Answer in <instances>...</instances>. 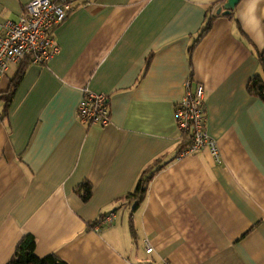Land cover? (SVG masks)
Segmentation results:
<instances>
[{
    "label": "crops",
    "instance_id": "0c3cea01",
    "mask_svg": "<svg viewBox=\"0 0 264 264\" xmlns=\"http://www.w3.org/2000/svg\"><path fill=\"white\" fill-rule=\"evenodd\" d=\"M29 1L0 0V33ZM50 1L71 5L58 53L0 79V97L17 81L0 98V264L25 235L37 257L67 264H264V101L246 89L262 75L264 0H241L201 38L226 0ZM187 79L204 88L217 160L206 148L177 156ZM83 88L107 96V127L77 120ZM156 160L131 211L124 199ZM111 212L113 224L90 229Z\"/></svg>",
    "mask_w": 264,
    "mask_h": 264
},
{
    "label": "built area",
    "instance_id": "2783aa9c",
    "mask_svg": "<svg viewBox=\"0 0 264 264\" xmlns=\"http://www.w3.org/2000/svg\"><path fill=\"white\" fill-rule=\"evenodd\" d=\"M71 10L69 3H56L50 0H31L24 7L16 21H5L0 33V79L10 65L28 60L33 65H46L58 53L54 40L55 30L65 21ZM174 121L179 135L186 134L191 142L180 156L193 155L208 149L215 160L218 150L205 131L206 116L204 88L200 84L192 86L187 79L184 95L174 105ZM75 116L79 123L87 126L107 127L109 125L108 98L87 88L82 89V97L77 105ZM115 221V213L100 216L92 227L97 232ZM147 244V241H144ZM145 252H152L146 245Z\"/></svg>",
    "mask_w": 264,
    "mask_h": 264
},
{
    "label": "trees",
    "instance_id": "16d2710c",
    "mask_svg": "<svg viewBox=\"0 0 264 264\" xmlns=\"http://www.w3.org/2000/svg\"><path fill=\"white\" fill-rule=\"evenodd\" d=\"M231 14L227 15L230 17ZM217 15H211L205 26L201 30L199 38L206 34L212 25L213 20ZM259 66L261 68L262 75H256L252 77L247 85V92L250 95L258 97L260 100L264 101V50L260 53H256ZM23 63L30 62L28 60L23 61ZM17 81H12L11 90L5 96L0 98H5L8 102L11 100L13 95L14 87ZM179 146L177 156H180L183 150L188 148L191 144L188 136L186 134L179 135ZM164 164H160L159 160L154 161L148 165L139 177L134 191L125 197L124 201L127 205L131 204V211L136 210L139 204L143 201L145 192L147 191L148 185L152 180L153 176L157 171H159ZM76 195L81 199L83 203H88L92 197V186L84 181L76 189ZM95 223L89 224L90 229ZM35 251V238L32 235H25L17 244L13 256L9 259L6 264H67L65 261L60 259L54 254H49L41 258L37 257L34 253Z\"/></svg>",
    "mask_w": 264,
    "mask_h": 264
},
{
    "label": "water",
    "instance_id": "95a60500",
    "mask_svg": "<svg viewBox=\"0 0 264 264\" xmlns=\"http://www.w3.org/2000/svg\"><path fill=\"white\" fill-rule=\"evenodd\" d=\"M240 1L241 0H226L223 5L216 10L215 14H221L223 16L231 14V12L235 10Z\"/></svg>",
    "mask_w": 264,
    "mask_h": 264
}]
</instances>
